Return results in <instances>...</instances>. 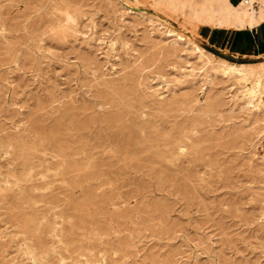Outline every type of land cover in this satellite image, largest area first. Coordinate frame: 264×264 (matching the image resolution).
<instances>
[{"label": "rangeland", "instance_id": "obj_1", "mask_svg": "<svg viewBox=\"0 0 264 264\" xmlns=\"http://www.w3.org/2000/svg\"><path fill=\"white\" fill-rule=\"evenodd\" d=\"M214 7L0 0V264H264V65Z\"/></svg>", "mask_w": 264, "mask_h": 264}, {"label": "crops", "instance_id": "obj_2", "mask_svg": "<svg viewBox=\"0 0 264 264\" xmlns=\"http://www.w3.org/2000/svg\"><path fill=\"white\" fill-rule=\"evenodd\" d=\"M207 43L215 49L227 51L233 57L252 59V63L262 62L260 64L264 65V9L263 17L253 28L235 31L213 28Z\"/></svg>", "mask_w": 264, "mask_h": 264}, {"label": "bare ground", "instance_id": "obj_3", "mask_svg": "<svg viewBox=\"0 0 264 264\" xmlns=\"http://www.w3.org/2000/svg\"><path fill=\"white\" fill-rule=\"evenodd\" d=\"M213 2L215 4L214 9H215V12L217 13V15L219 16V20L226 21V22L228 20H231L233 22V25L235 26V28H237L239 30L244 29V28H250V29L253 28L254 25H256L258 23V21L261 20V18L263 17L264 0H256L257 7H255L253 5V2H255V0H239V1L213 0ZM257 8H259V10H255ZM231 21H230V23H231ZM220 63H222V62H220ZM222 65H224V64H222ZM243 68L245 69L247 67H244V66L235 67L233 65H228L224 69V71H225L226 75L230 74V73H233V74L236 73V74H239L242 76L243 74L241 71ZM256 77L258 78V76H256Z\"/></svg>", "mask_w": 264, "mask_h": 264}, {"label": "built area", "instance_id": "obj_4", "mask_svg": "<svg viewBox=\"0 0 264 264\" xmlns=\"http://www.w3.org/2000/svg\"><path fill=\"white\" fill-rule=\"evenodd\" d=\"M253 5H254L255 7H257V2H256V0H255V2H253Z\"/></svg>", "mask_w": 264, "mask_h": 264}]
</instances>
